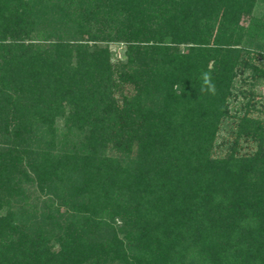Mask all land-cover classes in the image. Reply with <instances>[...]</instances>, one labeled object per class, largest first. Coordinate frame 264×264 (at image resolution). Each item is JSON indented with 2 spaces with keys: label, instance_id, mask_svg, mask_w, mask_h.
Returning a JSON list of instances; mask_svg holds the SVG:
<instances>
[{
  "label": "trees",
  "instance_id": "trees-1",
  "mask_svg": "<svg viewBox=\"0 0 264 264\" xmlns=\"http://www.w3.org/2000/svg\"><path fill=\"white\" fill-rule=\"evenodd\" d=\"M261 2L0 0V264H264Z\"/></svg>",
  "mask_w": 264,
  "mask_h": 264
},
{
  "label": "rangeland",
  "instance_id": "rangeland-1",
  "mask_svg": "<svg viewBox=\"0 0 264 264\" xmlns=\"http://www.w3.org/2000/svg\"><path fill=\"white\" fill-rule=\"evenodd\" d=\"M258 12L262 13L264 12V2H261L259 4V8H258ZM110 48L112 50V54H113V60L115 62L123 59L124 57V53L126 51V45L123 43H112L110 45ZM244 80V79H243ZM249 81H242V78L239 79L238 84H237V94H238V98L235 99V101L232 104V113L234 114V112L236 110H238V108L240 107V104L244 102V97L242 95H240L239 93L243 90L245 91H252L251 93L253 94V96H255V103L257 104V108L256 109H251L252 114L254 116H259L261 115L260 113V109L262 107V104H264V82L262 83H257V85L252 89L249 85ZM254 92V93H253ZM232 126H233V122L231 120H228L226 122L223 123L222 128L219 132V136H218V151L221 153H224L227 151V145L230 144L232 142V140L234 139V134L232 132ZM246 149L249 148V146L245 147ZM250 148H254L253 145L250 144Z\"/></svg>",
  "mask_w": 264,
  "mask_h": 264
},
{
  "label": "clouds",
  "instance_id": "clouds-1",
  "mask_svg": "<svg viewBox=\"0 0 264 264\" xmlns=\"http://www.w3.org/2000/svg\"><path fill=\"white\" fill-rule=\"evenodd\" d=\"M203 78H204L205 85L207 86H202L201 91L207 92L209 94H215V86L211 83L210 74L204 73Z\"/></svg>",
  "mask_w": 264,
  "mask_h": 264
}]
</instances>
